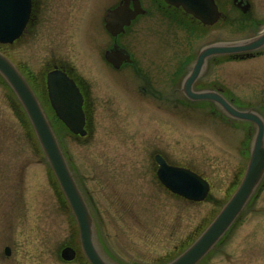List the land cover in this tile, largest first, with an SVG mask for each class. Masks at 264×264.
<instances>
[{
    "label": "rangeland",
    "instance_id": "rangeland-1",
    "mask_svg": "<svg viewBox=\"0 0 264 264\" xmlns=\"http://www.w3.org/2000/svg\"><path fill=\"white\" fill-rule=\"evenodd\" d=\"M72 1L60 28H45L39 37L36 17L33 28L21 38L0 44V53L21 71L36 98L37 71L52 53L87 77L96 104L93 129L81 140L60 132L59 142L90 211L94 244L108 264H165L192 243L234 190L246 163L247 155L242 154L250 127L239 124L243 131L234 135L235 140L231 129L214 125L210 114L190 113L180 105L162 112L151 101L138 98L132 88L139 79L130 69L116 73L96 60L93 51L86 53L90 62L84 59L77 38L89 0ZM112 1L94 0V7L105 3L102 9H106ZM73 4L79 8L73 9ZM48 19L45 15L43 20ZM174 32L167 35L170 43L190 42L192 48L184 52L192 59L207 44L236 43L252 36L219 27L191 37ZM128 36L123 40H129L135 58H144L142 64L150 66V58L170 52L162 33ZM100 51L102 55L104 50ZM260 53L253 59L229 62L221 57L201 79L217 77L218 84L229 88L234 105L263 112L264 48ZM153 71V83L161 88L162 71ZM6 84L0 75V264H88L71 209L30 122ZM255 130L253 126L249 147ZM147 137L153 142L165 139L170 162L204 178L211 185L209 198L193 202L158 186L145 173L140 157L139 142ZM252 196L227 232L230 237L218 251L215 248L213 264H240L241 257L244 264H264V176ZM6 246L9 256L4 253ZM65 246L76 250L71 261L61 258Z\"/></svg>",
    "mask_w": 264,
    "mask_h": 264
},
{
    "label": "flooded vegetation",
    "instance_id": "flooded-vegetation-1",
    "mask_svg": "<svg viewBox=\"0 0 264 264\" xmlns=\"http://www.w3.org/2000/svg\"><path fill=\"white\" fill-rule=\"evenodd\" d=\"M123 1L124 0H113L106 9H102L105 7V3H102V5L98 6V8H95L94 0L87 1L89 7L84 15L83 21L80 23L79 27L81 29V33H78L77 38L84 59L90 62L91 60L86 56V53H92L93 51L96 60L102 61L109 69L116 73L121 72L126 68L130 69L131 72L139 79L136 87L132 88L133 92L138 98L145 99L146 102L151 101V103H154L153 105L155 110L165 112L170 105H180L181 108L183 107L190 113L210 114L215 120L214 125L218 123L223 127L230 128L233 136L232 139L235 140H238V137L235 138L234 135L238 134L240 130L243 131V129H240L239 124L242 125L243 123H247L250 127L246 134L247 151L245 150L242 154V156L244 154L247 155V163L250 152L249 141L251 140V129L255 126V123L230 116L225 109L213 99L197 100L188 97L184 90V81L192 71L197 54L202 48L198 49V52L192 59L189 52L188 54H185L184 52L185 48L189 50L192 48V44L190 42H183L184 44H181L180 42L174 44V42H172L171 44L167 35H169L170 32L173 33L176 31V33L181 32L188 35V37H191V35L199 36L200 34L209 33L210 30L219 27L225 31L252 34V36H249L244 40L253 39L264 34V0H212L217 7L219 17L211 24L203 23L198 18H195L193 15L187 13L182 6H174L166 3L164 0H138L140 8L137 7V5L136 8H134L133 0H127L128 7L130 9L129 14L133 13L134 16L130 19L128 25L123 26L122 32L116 36H112L105 28L104 16L108 10L117 7ZM73 2L74 1L72 0H30L29 19L23 31V35L29 29L33 28V24L35 25L36 23L34 22L36 17L37 36L39 37H41V33L45 28H49L51 30L60 28L61 25L66 22L65 20L68 14L67 11L69 10L68 7L72 5ZM76 5L79 8V4H73L72 8L75 9L74 7ZM45 15H48V21L43 20ZM60 16L63 20L59 19ZM103 31L108 34L109 37L106 36ZM153 32L162 33L164 35L167 44L166 49L170 50V52L162 58H150L151 63L150 66H148V64H142L140 62L144 61V58H135L133 53L129 50V47H131L129 40L124 42L123 39L128 35L130 36V34H150ZM103 34L108 38V40H104ZM102 42L105 44H103L104 48L100 45ZM128 44H130L129 47ZM171 45L174 46V48H172ZM184 45L186 46L184 47ZM163 46H165V44H163ZM101 47L102 49H100ZM263 48L264 44L255 50L213 55L206 58L197 78L192 82L190 90L195 93L203 91L214 92L220 95L233 108L239 111L249 110L260 115V113H263L264 111L256 112L252 110L253 108L251 107H237L234 105L233 99L228 93L230 91L229 88H227L226 85H221V83L218 84V79L216 80L217 77L212 78L211 76L208 81H202L201 78L204 76L209 65H211V67L217 66L219 61L222 60L221 57H224L227 62L253 59L262 54L260 52ZM85 49H87L86 52ZM100 50H104L102 51V55ZM106 51H120L123 55H127L128 58L123 60L118 68H114L105 60L104 54ZM159 68L162 71L161 76L163 77L160 85L161 88H157L153 83L156 81L154 78L155 71H153V69L156 70ZM53 70L65 73L68 78L73 80L81 94L82 110L84 113V129L86 130V134L83 137L69 132L62 121L56 116L55 109L51 106L47 93L46 76ZM118 84L119 83L117 82V85ZM37 101L45 114L57 141H59L61 133H65L70 138L75 140H81L90 135L93 129V114L96 107L95 98L91 92V84L87 77L85 78L82 74L75 70L72 64H69L64 59L56 57L53 53L51 58L42 62L40 70L37 71ZM261 117L264 119V116L261 115ZM134 134H136V131H134ZM148 139V137L141 138L139 142V148L142 153L140 154L141 161L143 162L145 173H149L151 177L156 179L158 186L164 188L156 178V170L158 167L156 156L161 157L167 164H174L168 159V155L166 153L167 143H165V139L157 142H153V140ZM242 175L243 173L241 174L235 187L233 185L234 190L239 184ZM234 190L232 189L231 192H229L230 194L227 196L225 201L228 200ZM252 197L253 196H251L249 201ZM236 221L237 218L230 226L229 230L236 225ZM229 237L230 235L225 233L215 243L212 249L197 262V264H213L212 254L215 253L216 250L218 251L221 245L225 243L226 238ZM10 253L11 251L9 248L7 256H9ZM241 258L242 259L238 263L244 264L245 258Z\"/></svg>",
    "mask_w": 264,
    "mask_h": 264
},
{
    "label": "water",
    "instance_id": "water-1",
    "mask_svg": "<svg viewBox=\"0 0 264 264\" xmlns=\"http://www.w3.org/2000/svg\"><path fill=\"white\" fill-rule=\"evenodd\" d=\"M133 0L136 8L138 2ZM174 6H182L185 11L205 24H211L219 17V12L212 0H164ZM124 0L117 7L110 9L104 16L105 28L116 36L123 31L134 16ZM30 0H0V43L11 44L18 39L28 21ZM264 44V34L250 40L237 43H218L205 46L198 53L192 71L184 81V90L192 99H213L217 101L232 117L250 120L256 125L249 160L236 191L222 206L220 211L202 233L178 256L166 264H196L216 243L242 210L245 202L253 192L264 173V122L254 112L238 111L228 104L220 95L209 92H192V82L197 78L207 57L219 54L250 51ZM105 60L114 68L128 58L120 51H106ZM0 75L6 80L21 103L34 130L38 143L58 182V185L71 209L78 227L80 248L90 264H108L99 254L93 240V220L84 198L71 174L64 155L52 132L49 122L39 103L23 76L15 66L0 53ZM47 90L51 106L57 117L74 134H85L84 115L81 109L82 97L74 82L65 73L54 70L47 74ZM158 163L157 178L173 194L191 201H202L207 196L209 184L205 179L189 169L171 166L156 156ZM8 254V248H5ZM71 246L61 249L63 260L75 258Z\"/></svg>",
    "mask_w": 264,
    "mask_h": 264
},
{
    "label": "trees",
    "instance_id": "trees-1",
    "mask_svg": "<svg viewBox=\"0 0 264 264\" xmlns=\"http://www.w3.org/2000/svg\"><path fill=\"white\" fill-rule=\"evenodd\" d=\"M17 104L19 105V107L21 108V106H20V104H19V102L17 101ZM21 111H22V113L25 115V113H24V111H23V109L21 108ZM25 117H26V115H25Z\"/></svg>",
    "mask_w": 264,
    "mask_h": 264
},
{
    "label": "bare ground",
    "instance_id": "bare-ground-1",
    "mask_svg": "<svg viewBox=\"0 0 264 264\" xmlns=\"http://www.w3.org/2000/svg\"><path fill=\"white\" fill-rule=\"evenodd\" d=\"M137 2H138V3H137ZM135 3H137V4H138V6H139V1H138V0H136V1H135ZM139 8H140V6H139Z\"/></svg>",
    "mask_w": 264,
    "mask_h": 264
}]
</instances>
